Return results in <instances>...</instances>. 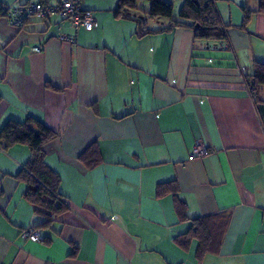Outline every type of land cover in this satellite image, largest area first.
I'll list each match as a JSON object with an SVG mask.
<instances>
[{
  "label": "crops",
  "instance_id": "1",
  "mask_svg": "<svg viewBox=\"0 0 264 264\" xmlns=\"http://www.w3.org/2000/svg\"><path fill=\"white\" fill-rule=\"evenodd\" d=\"M81 6L98 26L80 27L74 44L59 38L74 34L60 16L21 27L0 17V129L31 116L59 132L45 163L69 203L40 240L23 237L44 220L16 177L30 150L0 148V264H264V86L247 85L264 62V14L241 27L257 0H215L226 26L216 43L182 27L139 37L136 21L114 16L117 0ZM197 140L209 153L190 158ZM219 215L218 253L198 258L197 239L175 240L191 219Z\"/></svg>",
  "mask_w": 264,
  "mask_h": 264
},
{
  "label": "trees",
  "instance_id": "2",
  "mask_svg": "<svg viewBox=\"0 0 264 264\" xmlns=\"http://www.w3.org/2000/svg\"><path fill=\"white\" fill-rule=\"evenodd\" d=\"M140 0H117L114 16L117 18L132 19L137 22L139 37L147 34L169 32L175 28H188L194 32L195 38L211 42H219L226 39V26L215 7V0H182L177 12L171 0H148V10H139ZM243 21L241 27H245L253 13L264 14V0H257V7L251 10L243 6ZM8 6L0 1V17L7 15ZM157 22V27H149L148 21ZM251 93L258 94L264 86V62H253V73L247 80ZM1 100V95H0ZM59 132L46 126L42 121L28 116L25 121L10 119L0 129V148L21 143L28 146L30 158L17 174L19 181L26 184L25 197L43 216V222L36 229H42L50 225L52 218L69 209V203L65 196L59 192L60 177L56 171L45 163L46 145L53 141ZM96 148L90 145L80 155L87 160L88 165L97 163ZM93 154V155H92ZM164 184H159L158 192L162 191ZM175 210L180 219H188L186 205L175 197ZM197 217L191 219L189 229L175 240L183 244L193 238L198 240L197 257L204 254L218 253L221 236L227 224L226 216ZM223 217V218H222ZM212 220L217 221L216 227Z\"/></svg>",
  "mask_w": 264,
  "mask_h": 264
},
{
  "label": "built area",
  "instance_id": "3",
  "mask_svg": "<svg viewBox=\"0 0 264 264\" xmlns=\"http://www.w3.org/2000/svg\"><path fill=\"white\" fill-rule=\"evenodd\" d=\"M83 0H54L53 3H44L42 1L27 2L24 4L8 6L6 17L14 25L21 27L25 20L29 18L47 19L51 16H60L69 21L74 30V34L67 36L61 35L59 38L63 41H68L72 44L76 43V33L80 27L86 30L94 29L98 23L91 11L84 10L81 6ZM219 48L226 47L225 42L218 44ZM34 51H40L39 46L32 48ZM209 153L206 145L197 140L193 144L189 157H204ZM22 236L32 241H38L42 238L38 229H25L22 231Z\"/></svg>",
  "mask_w": 264,
  "mask_h": 264
},
{
  "label": "rangeland",
  "instance_id": "4",
  "mask_svg": "<svg viewBox=\"0 0 264 264\" xmlns=\"http://www.w3.org/2000/svg\"><path fill=\"white\" fill-rule=\"evenodd\" d=\"M171 1L174 4V8L176 9L178 7V1L177 0H171ZM149 5H150V3H149L148 0H140L138 2L139 10H141V11L142 10H148L149 9ZM149 25L150 26H155V25H157V22L154 21V20H150Z\"/></svg>",
  "mask_w": 264,
  "mask_h": 264
}]
</instances>
